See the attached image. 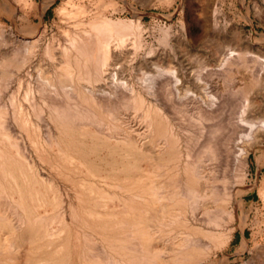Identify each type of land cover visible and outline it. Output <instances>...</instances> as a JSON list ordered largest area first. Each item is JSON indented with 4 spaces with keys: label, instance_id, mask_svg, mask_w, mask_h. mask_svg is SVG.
I'll return each mask as SVG.
<instances>
[{
    "label": "rangeland",
    "instance_id": "obj_1",
    "mask_svg": "<svg viewBox=\"0 0 264 264\" xmlns=\"http://www.w3.org/2000/svg\"><path fill=\"white\" fill-rule=\"evenodd\" d=\"M0 264H264V0H0Z\"/></svg>",
    "mask_w": 264,
    "mask_h": 264
},
{
    "label": "bare ground",
    "instance_id": "obj_2",
    "mask_svg": "<svg viewBox=\"0 0 264 264\" xmlns=\"http://www.w3.org/2000/svg\"><path fill=\"white\" fill-rule=\"evenodd\" d=\"M115 40H116V39H115ZM114 46H116V43H113V46H111V47H114ZM111 47H110V48H111ZM108 71H109V69H105V73H106L105 76H106V77H107V75H108ZM256 120H257V119H256Z\"/></svg>",
    "mask_w": 264,
    "mask_h": 264
}]
</instances>
